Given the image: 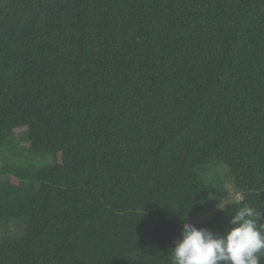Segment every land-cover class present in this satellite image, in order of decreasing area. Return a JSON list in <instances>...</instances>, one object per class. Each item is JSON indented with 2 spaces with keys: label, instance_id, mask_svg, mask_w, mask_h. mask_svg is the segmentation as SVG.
<instances>
[{
  "label": "trees",
  "instance_id": "trees-1",
  "mask_svg": "<svg viewBox=\"0 0 264 264\" xmlns=\"http://www.w3.org/2000/svg\"><path fill=\"white\" fill-rule=\"evenodd\" d=\"M244 205L264 224V0H0V264H171Z\"/></svg>",
  "mask_w": 264,
  "mask_h": 264
},
{
  "label": "clouds",
  "instance_id": "clouds-1",
  "mask_svg": "<svg viewBox=\"0 0 264 264\" xmlns=\"http://www.w3.org/2000/svg\"><path fill=\"white\" fill-rule=\"evenodd\" d=\"M258 209L244 205L231 215L223 233L184 223L171 252V264H260L264 224Z\"/></svg>",
  "mask_w": 264,
  "mask_h": 264
},
{
  "label": "rangeland",
  "instance_id": "rangeland-1",
  "mask_svg": "<svg viewBox=\"0 0 264 264\" xmlns=\"http://www.w3.org/2000/svg\"><path fill=\"white\" fill-rule=\"evenodd\" d=\"M222 174H223V178H224L223 180H224V183H225V188L227 190V197L224 200V204L220 205L219 208H223L225 204H230V203H232L234 201L242 199L241 195L236 190L235 185L232 182V180L228 179L227 172L223 171Z\"/></svg>",
  "mask_w": 264,
  "mask_h": 264
}]
</instances>
